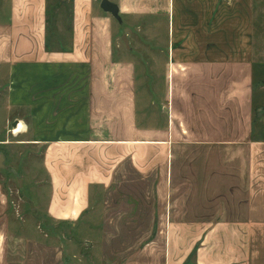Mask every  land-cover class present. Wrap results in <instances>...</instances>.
Segmentation results:
<instances>
[{"label": "crops", "instance_id": "1", "mask_svg": "<svg viewBox=\"0 0 264 264\" xmlns=\"http://www.w3.org/2000/svg\"><path fill=\"white\" fill-rule=\"evenodd\" d=\"M101 1L46 48L45 0H0V150L45 189L20 224L0 193V264H264L258 0Z\"/></svg>", "mask_w": 264, "mask_h": 264}, {"label": "rangeland", "instance_id": "2", "mask_svg": "<svg viewBox=\"0 0 264 264\" xmlns=\"http://www.w3.org/2000/svg\"><path fill=\"white\" fill-rule=\"evenodd\" d=\"M118 2L119 0H112ZM145 2L146 0H139ZM71 0H45L46 7V38L51 46L65 48L68 46V27L70 22ZM256 23L254 29L255 54L257 60H264V0H258L254 7ZM128 21V20H127ZM132 23V22H131ZM149 28V24H146ZM128 33H122L121 43H127V34L130 36L132 30L126 27ZM131 31V32H130ZM142 31H146L142 29ZM147 32V31H146ZM123 38V40H121ZM125 40V41H124ZM6 134L8 141L15 145L16 140ZM7 141V139H6ZM14 147V146H13ZM4 148L0 150V193L2 202L6 203L13 214L16 223H31L38 219L32 208V197L38 193L45 194V189L39 188L41 180L38 161L40 153L36 150L22 148ZM9 149V150H8Z\"/></svg>", "mask_w": 264, "mask_h": 264}, {"label": "water", "instance_id": "3", "mask_svg": "<svg viewBox=\"0 0 264 264\" xmlns=\"http://www.w3.org/2000/svg\"><path fill=\"white\" fill-rule=\"evenodd\" d=\"M103 9H111L114 10V6L111 4H108L105 0L101 1V5H100ZM125 41V40H124Z\"/></svg>", "mask_w": 264, "mask_h": 264}, {"label": "trees", "instance_id": "4", "mask_svg": "<svg viewBox=\"0 0 264 264\" xmlns=\"http://www.w3.org/2000/svg\"><path fill=\"white\" fill-rule=\"evenodd\" d=\"M45 23H46V9H45ZM46 39H47V38H46ZM49 42H50V41H49V39H48V43L46 42V45H45V46H46V48H48V47H49V45H48V44H50Z\"/></svg>", "mask_w": 264, "mask_h": 264}, {"label": "bare ground", "instance_id": "5", "mask_svg": "<svg viewBox=\"0 0 264 264\" xmlns=\"http://www.w3.org/2000/svg\"><path fill=\"white\" fill-rule=\"evenodd\" d=\"M18 131H20V130H16V128H15L14 133H18Z\"/></svg>", "mask_w": 264, "mask_h": 264}, {"label": "built area", "instance_id": "6", "mask_svg": "<svg viewBox=\"0 0 264 264\" xmlns=\"http://www.w3.org/2000/svg\"><path fill=\"white\" fill-rule=\"evenodd\" d=\"M15 126H17V123L15 124Z\"/></svg>", "mask_w": 264, "mask_h": 264}]
</instances>
